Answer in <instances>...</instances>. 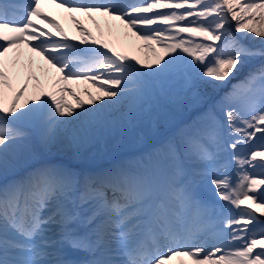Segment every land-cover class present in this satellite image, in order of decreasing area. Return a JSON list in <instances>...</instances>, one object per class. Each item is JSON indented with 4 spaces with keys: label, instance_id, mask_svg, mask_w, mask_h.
I'll list each match as a JSON object with an SVG mask.
<instances>
[{
    "label": "snow or ice",
    "instance_id": "6c2138e0",
    "mask_svg": "<svg viewBox=\"0 0 264 264\" xmlns=\"http://www.w3.org/2000/svg\"><path fill=\"white\" fill-rule=\"evenodd\" d=\"M45 5L68 14L78 35ZM98 18L108 35L118 22L154 59L105 39ZM256 38L264 45V0H0V172L32 158L33 136L50 146L65 125L134 124L157 81L179 80L201 109L142 168L42 166L0 186V264H264V146L238 154L264 140V63L220 95L264 60V47L245 43ZM70 83L97 94L85 90V102L61 87ZM70 143L78 151L83 137ZM197 177L209 178L215 201L199 197Z\"/></svg>",
    "mask_w": 264,
    "mask_h": 264
},
{
    "label": "rangeland",
    "instance_id": "374dc122",
    "mask_svg": "<svg viewBox=\"0 0 264 264\" xmlns=\"http://www.w3.org/2000/svg\"><path fill=\"white\" fill-rule=\"evenodd\" d=\"M236 35L239 36L240 34L236 33ZM256 39H259V38H256ZM245 43L251 47H254V48L264 47V45H261L260 43L255 44L254 41H252V40L245 41ZM262 63H264V60ZM228 92H229V90L226 87V88L220 90V95L222 96ZM178 98H179V100H176V101L174 100V101L178 102V104L180 105L179 109H180L181 113L193 111L194 109H198V112H199V113H197V117H198V115L200 114V111H201L200 108H197V107L189 104L185 100L184 94ZM151 104H156L161 109H163V108L168 109V107L164 103L163 96H161V92L157 89L156 86L154 87V90H153ZM196 119H197L196 114H193V116L190 117V120L188 123H182L181 124L179 117L175 113H172V114L170 113V115H168V116H166V114H162L161 117L153 115L152 116V123L146 124V125L144 124L143 126H136L134 129L132 128L133 130L131 131L130 134H127L124 137H121V140H120L121 142H119V143L106 142L97 151L83 152L81 154V156L73 155V159H75V161H72V162L62 161L58 164V167H71L77 173H82V170L77 165V162L82 160V161H84L85 165L87 166V168L89 170H95L100 165L102 166L104 164L111 163L113 160L117 159L121 155V153H123V151H125V150L129 151V153H130L129 157L127 158L125 163H122L118 167V170L131 168L132 164H137V167H139L140 165L144 164L143 159L150 161V159L153 156H157V155L162 154V149H163L164 145L162 146V148H160L156 152H146L147 149H149L152 146V144L154 143V142H152V139H158V137H156V136L162 135V133L167 134L169 136V140L174 139V138H178L179 135L184 130H186V128L189 125H191ZM112 131L118 132L119 129H114V130L109 129L108 132L106 133V135L109 136V132H112ZM136 144L138 146H135ZM253 145L261 148L262 146H264V140H262V141L256 140V142H254ZM131 146L138 147L139 150L141 151V153H138L137 151H130L129 148ZM243 147L244 146H242L241 148H243ZM144 151H145V153H144ZM238 154L240 155L241 152H239ZM246 154L247 153H245L244 155H246ZM57 160L58 159H55L54 161H57ZM233 169L234 170L232 171V168L230 166V170H229L230 173H227V174L232 177L233 181H235L236 178H234V176H236V173H235L236 168H235L234 164H233ZM111 170H115V168H113L112 166H108L107 171H111ZM99 171L102 172V169H100ZM259 171L260 170H256L257 173ZM103 172H105V171L103 170ZM203 178L206 179L207 177H203ZM197 182L198 183L202 182V178H198ZM196 191H197L198 195H202V198H203V195H207V196L211 197L210 193L214 192V189L212 187V189L207 192L204 188L201 190L198 187H196ZM213 201H215V200H213ZM221 203H223V202H221Z\"/></svg>",
    "mask_w": 264,
    "mask_h": 264
},
{
    "label": "bare ground",
    "instance_id": "6f19581e",
    "mask_svg": "<svg viewBox=\"0 0 264 264\" xmlns=\"http://www.w3.org/2000/svg\"><path fill=\"white\" fill-rule=\"evenodd\" d=\"M128 2L131 3V2H133V0H128ZM43 8H44V10L49 11L52 16H54V17L57 16L58 19L60 20V24L66 30L68 20L64 15H59V11L55 10L53 7L52 8L43 7ZM98 19H100V18H98ZM85 23L88 24V28L92 31L93 35H98L96 26L94 24H92V22L86 21ZM101 23L104 24V22H100V24ZM112 23L117 26L116 28L113 29L112 35H108L107 34V31H108L107 28L103 26L104 31H105V39H108L109 41L116 43L119 47L121 46V47L129 48L130 55L137 56L138 58H140L141 60H144L145 62H149V61H152L154 59V54L150 51L145 50L142 46V42L137 41L134 37H131L130 34L125 36L126 30H124L123 27L120 26L118 22L114 21ZM155 47L157 49L155 55H160L161 53L159 51V46L156 45ZM124 51H127V50H124ZM24 52H25V59L31 55L30 53L27 52V49H24ZM34 59L36 60V62L38 64L43 63L42 61L39 60V57H34ZM252 62H253V60H251L248 64H251ZM35 74L37 76L42 77V73L38 70L36 71ZM42 82L45 84L46 90H49L51 88V84L47 81H43V77H42ZM16 83H17L16 81H13L14 86L16 85ZM158 85H161L162 94L165 95L166 91H170L174 98L177 97V94L180 95L181 92L183 91V86L175 85L174 80L157 81L156 86H158ZM61 87H66V88L70 87L69 90L74 91L76 93V97L81 99V100H84L85 102H87V100H88V96L85 95V90L92 92L93 95L97 94L95 89L90 84H83V85L67 84V85H61ZM29 90H30V92L32 90L31 84L29 85ZM65 100H67V104L75 107L76 100L73 98L72 95L65 93L64 94V101ZM22 103H23V101H22ZM166 103L169 106H171L172 109H175V110L177 109L176 106L171 105L172 104L171 101H166ZM85 107H94V106L88 105L87 103H85ZM76 111H81V110L76 109ZM155 111H156V106H155V104H153L152 108H151V112H155ZM148 115L150 116L151 113H150V111H147L145 109V111L137 117L135 123L130 125V126L135 127L139 122L146 123L147 121H149V119H147ZM116 118H118V116L113 117V119H116ZM125 128L126 127H124L123 130L126 131ZM100 132H101L100 129H96L95 131H93V129L89 128L87 125L86 126H84L82 124L65 125L64 128L60 129L59 132L57 133V135L61 141L60 145H58V146H57V142L53 145L45 146L44 144H42L40 142L38 137L33 136L32 143H33V145H35L36 148L32 149L33 150L32 158L35 159L37 154L40 156H43L44 153H46L47 155H52V154H54L53 150H60L61 148H62V152L66 148H67V151H72V149L74 147H73V144L70 143V141H71L72 135H75V134H79L83 137V143L82 144H84L85 149H87L89 151L98 150L101 147V141L95 140L94 136L98 135ZM112 138L115 139L114 137H112ZM86 144H87V147L85 146ZM130 149L134 150L133 147H131ZM32 158L29 161H27V163H31ZM121 160H124V157H122ZM13 172L14 171L10 168L7 171L0 172V183L4 179L9 177ZM175 264H181V262L179 260H177L175 262Z\"/></svg>",
    "mask_w": 264,
    "mask_h": 264
}]
</instances>
